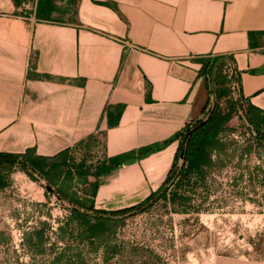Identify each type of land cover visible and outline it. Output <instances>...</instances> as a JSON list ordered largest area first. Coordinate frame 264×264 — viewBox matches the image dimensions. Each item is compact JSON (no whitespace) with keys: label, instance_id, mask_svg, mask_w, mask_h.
Masks as SVG:
<instances>
[{"label":"crops","instance_id":"obj_1","mask_svg":"<svg viewBox=\"0 0 264 264\" xmlns=\"http://www.w3.org/2000/svg\"><path fill=\"white\" fill-rule=\"evenodd\" d=\"M22 2L0 0V154L55 157L96 135L108 158L163 143L211 99L203 57L232 58L246 106L264 111V0H52L51 18L48 0ZM178 147L103 179L95 209L146 201ZM26 184L37 207L52 205L55 194Z\"/></svg>","mask_w":264,"mask_h":264},{"label":"rangeland","instance_id":"obj_2","mask_svg":"<svg viewBox=\"0 0 264 264\" xmlns=\"http://www.w3.org/2000/svg\"><path fill=\"white\" fill-rule=\"evenodd\" d=\"M56 1L62 7L65 0ZM232 126L238 130L230 136L237 152L209 187L188 192L191 202L159 199L143 212L114 220L115 238L97 251L60 230L73 204L52 195L51 206L37 207L35 189L26 184L35 181L22 171L8 175L7 189L0 192V264H216L220 257L264 258V142L253 139L240 117ZM249 145L252 152L244 153ZM87 189L77 178L71 184L72 194L81 198ZM40 231L43 246L35 248Z\"/></svg>","mask_w":264,"mask_h":264},{"label":"trees","instance_id":"obj_3","mask_svg":"<svg viewBox=\"0 0 264 264\" xmlns=\"http://www.w3.org/2000/svg\"><path fill=\"white\" fill-rule=\"evenodd\" d=\"M20 6L22 0H14ZM72 2V0H70ZM48 14L51 18L57 10L52 0H48ZM39 16H42L40 10ZM220 62L213 81L215 65ZM202 69L200 75L205 77L209 85L211 99L203 110L202 117L191 123L172 138L159 144L143 147L125 155L107 158L93 167L88 165L87 157L94 145V137L81 142L77 147L85 150V157L77 162L71 155V150L61 152L55 157L37 155L34 150L24 154H0V191L8 185V175L15 170L27 174L33 181L43 184L62 201L73 204L71 218L60 230L68 234L71 241L78 240L86 243L94 251L102 247H110L111 238H115L114 220H124L129 216L143 212L153 204L163 199L172 205L191 202L187 195L192 190L197 191L209 187L214 181L219 169L237 152L236 141L231 135L238 132L232 126L236 117H240L246 129L255 141L264 142V111L252 105L246 106V101L240 90L235 95L233 84L238 77L230 78L224 71L233 59L228 57H203L200 59ZM215 89V95L213 92ZM178 141L179 147L174 164L162 188L153 193L146 201L139 205L118 211H99L95 209L94 198L98 193L103 179L112 175L119 168L142 160L160 152L171 143ZM244 149V153H251L253 145ZM244 154L241 155L243 157ZM85 183L89 189L85 190L84 198L72 194L71 184L74 179ZM39 239L35 248L43 246L44 233L35 232ZM113 249V254L117 252ZM40 253L43 251H39ZM61 256L57 262H60Z\"/></svg>","mask_w":264,"mask_h":264},{"label":"built area","instance_id":"obj_4","mask_svg":"<svg viewBox=\"0 0 264 264\" xmlns=\"http://www.w3.org/2000/svg\"><path fill=\"white\" fill-rule=\"evenodd\" d=\"M225 74L229 75L230 78H235L236 72L234 70L233 64H229L228 67L224 71ZM233 87L237 89V92L239 93V88L236 83L233 84ZM95 139V145L90 152L91 155H93V161H89V157H87V163L88 165H92L93 167L97 166L99 163L105 161L108 157L105 154V148L104 145L101 142V138L99 135H96L94 137ZM70 155L77 161L80 162L85 157V150L79 147H74L70 151Z\"/></svg>","mask_w":264,"mask_h":264},{"label":"water","instance_id":"obj_5","mask_svg":"<svg viewBox=\"0 0 264 264\" xmlns=\"http://www.w3.org/2000/svg\"><path fill=\"white\" fill-rule=\"evenodd\" d=\"M219 65H220V62L215 65L214 72H213V81H214V78H215L216 70H217ZM213 92H214V95H215V89H213ZM47 189H48V191H53L52 188H47Z\"/></svg>","mask_w":264,"mask_h":264}]
</instances>
